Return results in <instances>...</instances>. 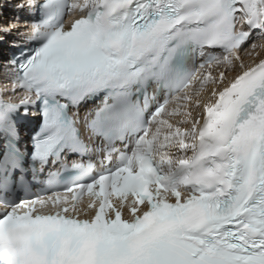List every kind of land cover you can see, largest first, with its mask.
I'll list each match as a JSON object with an SVG mask.
<instances>
[{"label":"snow or ice","instance_id":"1","mask_svg":"<svg viewBox=\"0 0 264 264\" xmlns=\"http://www.w3.org/2000/svg\"><path fill=\"white\" fill-rule=\"evenodd\" d=\"M15 10L34 19L0 24L25 40L0 65V264H264V0Z\"/></svg>","mask_w":264,"mask_h":264},{"label":"bare ground","instance_id":"2","mask_svg":"<svg viewBox=\"0 0 264 264\" xmlns=\"http://www.w3.org/2000/svg\"><path fill=\"white\" fill-rule=\"evenodd\" d=\"M16 0H0V24H8L9 22H15L17 19L21 23L28 22L23 17H19L17 13L25 14L26 12H17L15 10ZM30 24V22H28ZM21 31H13L11 34L7 35L2 41H0V65H3L8 59V48L18 42H24ZM4 34L0 33V37ZM3 79V70L0 69V80ZM176 119H179L177 117ZM24 141L26 140L25 135H23ZM175 154V150H173ZM191 153H189L190 155Z\"/></svg>","mask_w":264,"mask_h":264}]
</instances>
